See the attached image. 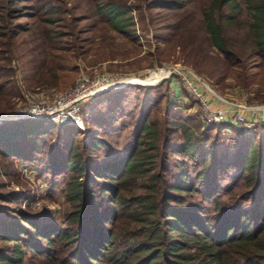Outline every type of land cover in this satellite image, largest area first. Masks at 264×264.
I'll return each mask as SVG.
<instances>
[{
	"label": "trees",
	"instance_id": "16d2710c",
	"mask_svg": "<svg viewBox=\"0 0 264 264\" xmlns=\"http://www.w3.org/2000/svg\"><path fill=\"white\" fill-rule=\"evenodd\" d=\"M32 1L0 0V49L6 53L0 60L12 61L19 35L35 29L30 19L41 11L54 29L66 19L52 0H44L42 8ZM142 1L146 7L172 11L178 23L169 30L172 35L198 31L200 43L191 51L204 52L208 46L217 50L243 86L263 80L264 0H244V7L239 0ZM194 2L200 3L201 17L193 25L194 19L187 17ZM127 11L113 0L99 4L111 28L126 34L134 25ZM51 32L45 48L50 62L68 50L61 42L64 32ZM1 68L7 70L6 75L0 73L4 111L12 107L17 92L7 78L11 67ZM64 68L52 63L32 66L30 85L53 89L60 85ZM47 73L51 80L42 78ZM158 85L169 92L170 81ZM121 90H105L91 98L90 105ZM168 101L162 113L142 107L131 149L112 160L99 154L106 141L91 129L56 124L47 117L0 123V158L31 165L51 184L65 177L70 204L60 224L47 220L43 212L4 204L0 264H23L27 257L30 264H264V125L247 134L231 123L206 126L199 111L178 117L171 110L180 109L178 101L171 96ZM87 105L81 110L84 122ZM222 129L238 134L230 159L228 152L225 157L217 153ZM228 169L237 172L223 187L220 179ZM4 186L0 179V188ZM223 191L229 193L227 201L221 198ZM16 198L11 192L0 193L1 203Z\"/></svg>",
	"mask_w": 264,
	"mask_h": 264
},
{
	"label": "rangeland",
	"instance_id": "374dc122",
	"mask_svg": "<svg viewBox=\"0 0 264 264\" xmlns=\"http://www.w3.org/2000/svg\"><path fill=\"white\" fill-rule=\"evenodd\" d=\"M103 1L52 0V4L57 9H62L61 16L66 18L58 21L55 24L58 27L55 29L51 27V23L48 25L47 15L42 11L30 19L34 21L35 29L19 35L20 44L16 48L12 61L8 63L0 60L1 74H7V70H3L1 66L11 67L7 78L15 85L14 90L17 92L11 98L10 107H12L1 110L0 113L11 111L23 104L26 94L30 91L51 93L66 89L74 83L82 68H88L90 71L117 72L124 78L119 83L127 82L128 84L120 86L121 91L111 94L110 99L98 101L96 105L92 106L90 100L87 101L86 119L84 127L81 128L82 130H94L98 137L106 141L100 147L99 154L105 160H112L131 149L142 107L155 114L162 113L164 105H168L170 93L166 92L165 85L158 84L167 80L174 81V89L180 97L178 98L180 109L174 108V110L172 106L170 108L172 107V112L178 117L199 114L198 107L189 98L177 76L170 75L162 80L148 78L136 81L153 73L158 74L166 67L173 70L174 67L180 65L202 76L222 96L244 101L257 109L254 112L255 115H264V110H262L264 108V78L245 87L241 84L238 74L225 65L223 55L214 48L208 46L204 52H192V47H197L200 43V33L193 29L184 34L175 32V35H172L169 32L170 28L178 24L172 11L146 7L142 0H113L126 5L128 7L127 16L133 18L134 25L129 27V33L126 34L111 28L105 21V17L100 15L99 4ZM32 2L35 6L42 8L45 1L33 0ZM239 2L244 7V0H239ZM199 5V2L189 5L190 16L187 19L193 18V25L201 17ZM225 10L227 11L228 8ZM241 17L245 18V12H241ZM66 23L70 26L64 27ZM51 30L64 32L65 36L61 42L68 50L59 51L60 57L53 59L50 57V62L45 48L48 37L52 33ZM170 35H172L171 41H168L167 38H170ZM5 54L0 49V57ZM50 63L65 67L61 73L64 75L61 77L60 85L53 89L44 85H30L34 72L32 66L45 67V64ZM45 76L42 77L44 80L52 78L49 73ZM25 77H28L27 80H24ZM151 98L159 100V103H155ZM251 112L248 113L251 114ZM260 125L257 124L251 130L237 128L247 134L255 132ZM210 132L213 139L214 129ZM54 134H49V139L55 136ZM219 135L217 153L225 157L223 154L226 155L228 152L227 159H230L238 141V134L236 135L233 129L229 131L222 129ZM177 141L182 142L179 138ZM0 162V179L5 182V186L0 188V193L11 192L17 196L13 202L1 203L0 201V219L5 218L7 214L4 204H9L12 208L26 209L31 213L43 212L49 221L52 220L59 224L64 221L65 214L70 209V204L65 197V177L61 176L55 184H51L42 173L29 164L2 158ZM24 169L34 171L32 177H27ZM195 171L192 169L191 176H195ZM236 172L237 169H228L227 173L221 177L220 184L223 187L229 185ZM38 180L46 183V191L40 190L37 185ZM221 198L227 201L229 193L223 191ZM248 202L250 200L243 204L247 205ZM208 205L212 207L211 203ZM23 264H30L28 257L24 259Z\"/></svg>",
	"mask_w": 264,
	"mask_h": 264
},
{
	"label": "built area",
	"instance_id": "2783aa9c",
	"mask_svg": "<svg viewBox=\"0 0 264 264\" xmlns=\"http://www.w3.org/2000/svg\"><path fill=\"white\" fill-rule=\"evenodd\" d=\"M166 69L170 70L166 78L175 75L181 80L187 95L198 107L204 125L231 123L243 130H251L257 124L264 125V115L254 114L256 108L244 101L222 96L192 69L180 65L173 70L170 67ZM122 79L124 78L117 72L90 71L88 68H82L74 83L64 90L51 93L28 92L23 104L11 111L0 113V123L7 120L47 117L56 124H75L83 128L82 106L101 92L120 84L119 81ZM169 93L171 97L180 101L173 80H170ZM250 111L251 114L248 113ZM24 171L27 177H32L34 172L30 169ZM37 182L40 190L46 191V183L40 180Z\"/></svg>",
	"mask_w": 264,
	"mask_h": 264
},
{
	"label": "bare ground",
	"instance_id": "6f19581e",
	"mask_svg": "<svg viewBox=\"0 0 264 264\" xmlns=\"http://www.w3.org/2000/svg\"><path fill=\"white\" fill-rule=\"evenodd\" d=\"M169 73H170V70L164 68L158 74L157 73H153V74H151V75H149L147 77H143L140 80H136V81L139 82V81H142V80H145V79H148V78H154V79L159 80V79H162L163 77L169 75Z\"/></svg>",
	"mask_w": 264,
	"mask_h": 264
},
{
	"label": "water",
	"instance_id": "95a60500",
	"mask_svg": "<svg viewBox=\"0 0 264 264\" xmlns=\"http://www.w3.org/2000/svg\"><path fill=\"white\" fill-rule=\"evenodd\" d=\"M165 77H166V76H165ZM165 77H163V78H165ZM163 78H162V79H163ZM162 79H161V80H162ZM146 83H150V82H146ZM126 84H128V83H127V82H126V83H120V84H118V85L115 86V87H120V86H123V85H126Z\"/></svg>",
	"mask_w": 264,
	"mask_h": 264
}]
</instances>
